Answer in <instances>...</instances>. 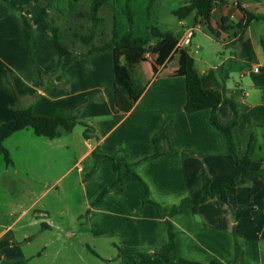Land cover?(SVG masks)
I'll return each mask as SVG.
<instances>
[{"label":"crops","instance_id":"crops-1","mask_svg":"<svg viewBox=\"0 0 264 264\" xmlns=\"http://www.w3.org/2000/svg\"><path fill=\"white\" fill-rule=\"evenodd\" d=\"M31 2L0 0V125L12 120L17 107H32L36 116L43 117H53L57 109H81L77 125L83 131L78 133L77 125L72 132L60 127V137L51 140L28 128L6 140L12 164L7 165L0 153V241L11 245L2 250L3 259L25 264L43 260L45 250L30 252L22 243L71 239L79 229L98 251L112 255V263L163 264L160 256L169 246L170 221L175 252L187 262L264 264V35L257 36L252 29L260 21L242 32L235 28L245 22L241 7L252 11L255 3L264 1L219 3L210 26L220 33V41L195 11L178 20L176 32L161 29L172 32L178 44L161 66L151 63L149 85L125 114L115 111L112 51L78 58L62 72L63 57L53 44L52 30L40 21L55 62L28 59L23 15L36 27L38 22L34 11L28 13ZM41 16L47 18L45 13ZM224 22L227 32L220 30ZM159 43L161 50L166 41ZM183 51L194 58L205 89L223 91L237 103L234 141L239 156L249 154L251 170L257 174L243 178L228 202L215 197L200 205L197 213L186 205L171 215L183 200L194 204L202 198L206 178L212 190L236 178L235 160L224 135L211 125L210 110L192 114L185 110ZM41 71L53 77L45 81ZM218 115L222 124L232 119L226 102L219 106ZM84 125L91 129L88 137H84ZM164 130L169 139L164 150L171 147L175 152L150 158L155 153L153 139ZM105 156L131 165L163 217L144 204L142 184L125 167L115 171ZM62 190L68 192V202L80 195L69 224L64 215L60 220L49 218L51 209L45 203L50 195L59 202Z\"/></svg>","mask_w":264,"mask_h":264},{"label":"trees","instance_id":"trees-1","mask_svg":"<svg viewBox=\"0 0 264 264\" xmlns=\"http://www.w3.org/2000/svg\"><path fill=\"white\" fill-rule=\"evenodd\" d=\"M225 0H189V3L175 10L172 15L177 20H184L189 17L194 11L201 18L202 22L208 26V30L220 41V33L216 32L211 26L213 10L219 3ZM83 2L89 3V17L92 21L91 34L80 36V42L90 46L86 53L74 54L73 51L62 41L59 28L53 26L52 22V40L55 48L62 55L61 70H64L76 59L88 57L94 54L112 51L115 56L114 66V105L117 113L130 112L141 95L146 90L152 78L151 63L146 58L145 54L151 52L155 42L166 41L164 46L158 52L154 63L161 66L173 50L176 48L178 41L170 31L163 32L158 25L159 3L160 0H34L35 4L45 6L49 10L57 8L60 12L63 9L71 15L77 12L78 6ZM106 8L112 13V37L101 45L94 44L96 37L95 31L101 21L100 11ZM241 11L245 16V22L240 23L235 28L240 32L244 31L253 21H263L264 14L252 12L242 8ZM23 20L28 29L26 35V46L29 48L31 24L23 15ZM232 28V27H231ZM223 32L228 31L225 22L220 26ZM236 37V36H235ZM241 39V37L239 38ZM236 42L232 43V49L235 50ZM182 66L186 75V90L187 101L185 110L187 113H196L203 110H210L211 125L221 132L227 142L229 154L235 160V175L236 178L231 183H222L217 189L212 190L210 180L206 178L203 196L196 203H192L190 199L182 201L179 208L173 209L171 215L179 213L184 206L188 205L194 213L198 212L200 205L206 203L209 199L219 197L224 202H228L229 195L236 194L239 183L243 182V178L255 176L257 173L251 170V158L249 154L239 156L238 149L234 141V130L239 123V108L237 103L225 96L223 91L216 89H205L201 82V74L195 66L194 58L187 51L181 53ZM222 102H226L232 110V119L227 124H222L219 121V106ZM81 109H57L53 117L36 116L33 113L32 107H17L14 109L12 120L0 125V153L4 155L7 165L12 164V158L8 148L5 145L6 140L13 134L31 128L38 137L48 139H56L60 137V127L67 132H72L79 120L81 119ZM84 137H88L91 129L88 125H84ZM153 143L155 153L150 158H158L166 153L175 152L169 147L164 150V145L169 143V139L164 130L162 133L154 137ZM105 160L112 164L117 172L125 167L131 174L134 180L139 181L143 188V202L150 206L158 217H163L161 214L160 205L153 202L149 196V190L143 183L140 177L132 170L131 165L119 163L116 157L105 156ZM264 177V175H263ZM110 188H113L110 187ZM170 226L169 235L170 241L168 249L160 258L163 264H168L170 261H180L184 264H195L187 262L178 257L175 252V233ZM8 241H0V264H25L24 262L8 263L6 262L1 252L4 248L10 246ZM96 256L97 253L94 252ZM240 259V249L237 248V262ZM210 264H220L212 262Z\"/></svg>","mask_w":264,"mask_h":264},{"label":"rangeland","instance_id":"rangeland-1","mask_svg":"<svg viewBox=\"0 0 264 264\" xmlns=\"http://www.w3.org/2000/svg\"><path fill=\"white\" fill-rule=\"evenodd\" d=\"M185 2L186 0H160L157 22L162 30H172L173 32H176L180 29L178 20L171 13L173 10H177L180 7L184 6ZM251 10L256 13H264V3L259 5L255 3ZM33 11L38 16V22L36 21L37 27L35 26V24L31 23V19L28 18V16H25L31 24L29 48L28 46L25 47L27 57L33 63H35V60L40 59V57H42L45 61L55 62L54 56L49 52L50 50L45 38V36L47 35L45 34L46 29L44 26L40 28V26L38 25L40 21H42L43 24L47 25V29L51 28V22L53 26L59 28L62 41L69 46L74 54L86 53L90 49V46L84 45L80 42L79 39L80 36L90 35L92 32V21L88 14V2H83L82 5L78 6L77 12L68 15V12L64 9L63 12H60L57 8H54L49 10L48 12L45 6L35 4L34 0H32V2L29 3L28 6V13ZM44 13L47 14V18L44 16V18L42 19L43 16H41V14ZM100 17L101 21L99 22L98 27L95 31L96 37L94 40V44L96 45H101L112 37V13L108 9L103 8L100 11ZM252 29L257 36L264 35V21L254 22ZM32 43L35 44L34 50L32 47ZM160 46L161 45L159 42H155V44H153L152 46L151 53L152 51L158 52ZM148 60L150 61V63H153L151 58H148ZM41 75L45 79V81L53 77V75L51 74H43L42 71ZM76 131L78 133L82 132L83 127L81 125H77ZM76 196H78V198H73L70 202H68V192H66L65 194L63 193V190L61 192L59 202L55 200L53 195L48 196L45 199V203L48 204L49 208L51 209L52 217L49 218H52L53 220H60L61 215H64L63 220L66 224H69V220H71L70 215H73L72 210L74 211V202H77V206L79 205L78 201L80 200V195L76 194ZM62 211H64V213H62ZM29 230L34 231V229L32 228H30ZM78 230L79 229H77V236L71 239L67 237H60V239H53V242H50L47 239L39 238L35 239L34 242L29 245L22 243L23 245H25V249L27 251H46L44 253L45 255L43 260L34 259L33 261H31V264H116L110 262L109 258L112 255L109 252L98 251L94 243L87 238V235L78 233ZM46 235H49V233H47ZM48 242H50V244L46 247L45 244H47ZM44 247H46V249H44ZM57 250H59L58 253H60V255L55 258V252H57ZM94 252L97 253L98 256H96Z\"/></svg>","mask_w":264,"mask_h":264},{"label":"built area","instance_id":"built-area-1","mask_svg":"<svg viewBox=\"0 0 264 264\" xmlns=\"http://www.w3.org/2000/svg\"><path fill=\"white\" fill-rule=\"evenodd\" d=\"M145 56H146L147 59H148V58H151L153 62H154L155 59L157 58V55H155L154 53H151L150 51L147 52V53L145 54ZM259 71H260L259 68H254V72H259Z\"/></svg>","mask_w":264,"mask_h":264}]
</instances>
